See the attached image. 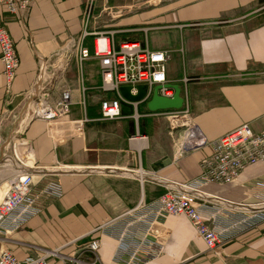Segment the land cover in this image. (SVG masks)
Masks as SVG:
<instances>
[{
  "label": "crops",
  "instance_id": "1",
  "mask_svg": "<svg viewBox=\"0 0 264 264\" xmlns=\"http://www.w3.org/2000/svg\"><path fill=\"white\" fill-rule=\"evenodd\" d=\"M88 5L89 0H36L23 17L0 6L20 59L10 88L0 60V120L4 112L10 114L2 130L0 171L13 159L15 135L31 148L28 154L23 149L21 157L44 172L37 176V190L57 176L64 191L60 199L42 198L40 214L13 234L0 236L6 238L0 247L4 244L22 262L58 251L60 256L50 257L48 264H125L115 258L121 231L132 219L126 214L158 201L169 188L198 180L201 162L213 153L206 147L179 154L180 131L171 130L169 111L149 112V100L123 102L119 119L102 120L96 59L74 66L67 76L76 103L72 120L82 116L79 102L87 89L90 121L83 136L51 137L45 121L26 116L28 92L39 75L38 57L49 58L81 36ZM88 30L114 32L116 45L133 41L169 52L168 82L182 88V111H189L208 141L214 143L242 124L264 130V0H95ZM260 182L264 162L248 167L231 184L205 185L204 192L223 201L203 204L202 210L207 217L215 209L244 211L239 205L264 199ZM153 228L163 253L148 264H264V221L215 251L208 250L185 216L161 214ZM93 239L101 243L96 263L87 247Z\"/></svg>",
  "mask_w": 264,
  "mask_h": 264
},
{
  "label": "built area",
  "instance_id": "2",
  "mask_svg": "<svg viewBox=\"0 0 264 264\" xmlns=\"http://www.w3.org/2000/svg\"><path fill=\"white\" fill-rule=\"evenodd\" d=\"M36 0H0V6L14 16L23 17L24 13ZM95 0H89L83 19L81 36L70 39L68 44L49 58L38 57L39 75L34 86L28 92L30 103L26 116L32 120H42L47 123V131L51 137L83 136L84 126L89 122L87 116L86 88L84 97L79 102L82 116L72 120L71 114L76 105L72 89L67 83L71 69L80 68L86 62L96 59L99 64L101 84L98 90V104L102 120L113 121L122 115V103L126 102L120 93L122 86L147 85L150 97L151 89L156 85L169 84L167 67L171 56L167 51H152L143 48L138 42L127 41L119 45L115 43V33L89 32ZM92 36L91 46L86 44ZM0 60L3 64V76L7 87L15 81L20 59L14 41L4 27L0 17ZM160 94L171 98L173 89L162 88ZM183 109V108H182ZM169 111L166 113L172 119V131H180L176 140L179 154L197 151L211 147L213 153L201 162V174L195 182L167 189L160 199L151 205L140 204L129 211L126 216L132 219L125 223L120 235V248L115 258L116 262L125 264H148L163 253V244L153 228L157 217L185 216L194 227L198 237L204 240L209 251H215L238 235L256 228L264 221V199L258 203L239 205L244 211L235 209L227 213L213 210L209 217L202 210L206 203H222L218 196L202 190L205 185H227L235 182L250 166L264 162V130L255 132L249 124H242L237 129L212 143L192 122L189 111ZM10 114L6 111L0 120V147L5 142L2 130ZM13 156L16 151L25 149L30 153L27 141L15 135L11 138ZM24 153V154H25ZM19 172L10 180V189L0 202V236L7 237L26 225L33 217L41 213L42 198L60 199L64 195L61 181L57 176L48 180L40 190H37V176L44 174L43 170L28 167L23 159H16ZM30 169L27 173L22 169ZM39 180V182H41ZM264 190V183L257 184ZM201 202L197 206L196 202ZM204 204V205H203ZM233 206V205H231ZM6 238L1 239L0 243ZM88 250L98 261L101 248L100 240L93 239L87 243ZM60 253L48 252L29 262L20 261L10 250L0 247V264H48L50 257H58ZM73 260V259H72ZM79 264H83L75 260Z\"/></svg>",
  "mask_w": 264,
  "mask_h": 264
},
{
  "label": "water",
  "instance_id": "3",
  "mask_svg": "<svg viewBox=\"0 0 264 264\" xmlns=\"http://www.w3.org/2000/svg\"><path fill=\"white\" fill-rule=\"evenodd\" d=\"M162 88L173 89L174 95L171 98L164 97L160 94ZM122 86L120 93L124 100L129 103H141L148 101L147 109L151 113L166 112V111H180L185 104V99L181 96L182 88L179 85L166 84L156 85L151 89L150 97L147 98L149 87L147 85Z\"/></svg>",
  "mask_w": 264,
  "mask_h": 264
},
{
  "label": "bare ground",
  "instance_id": "4",
  "mask_svg": "<svg viewBox=\"0 0 264 264\" xmlns=\"http://www.w3.org/2000/svg\"><path fill=\"white\" fill-rule=\"evenodd\" d=\"M7 157V156H6ZM5 158V157H4ZM16 159H23L24 160V158L23 157H21V153L19 152V151H16V156L14 157L13 156V161L11 160V162L10 163H6L7 164V169L6 170H3V171H0V177L2 176V178H3V176H5L7 173H8V175H7V178L5 179V181H4V186L2 187V189L0 188V202L2 201V199L5 197V195L7 194V192L9 191V189H10V182L11 181H9V180H12L11 178L14 176V175H16V174H18V173H20L19 171L17 172V168H16ZM8 161V160H7ZM24 163L28 166V167H32V166H29L28 165V163L27 162H25V160H24ZM15 165V166H14ZM6 166V165H5ZM10 170V171H9ZM4 179V178H3ZM3 183V182H2ZM1 184V183H0ZM1 186V185H0Z\"/></svg>",
  "mask_w": 264,
  "mask_h": 264
},
{
  "label": "rangeland",
  "instance_id": "5",
  "mask_svg": "<svg viewBox=\"0 0 264 264\" xmlns=\"http://www.w3.org/2000/svg\"><path fill=\"white\" fill-rule=\"evenodd\" d=\"M144 1H145V0H136L137 3H141V4L144 3ZM118 40H119V39H117V42H118ZM91 42H92V40H90V41L87 43V45H88V46H89V45L91 46ZM118 44H119V43H118ZM2 170H3V169H2ZM7 175H8V173H7L5 176H7ZM3 178H4V176H3ZM3 178H2V176L0 177V179H1V182H0V183H1L0 185H1V186H0V188H1V189H2V187L4 186V181H5V179H6V178H4V179H3ZM2 182H3V183H2Z\"/></svg>",
  "mask_w": 264,
  "mask_h": 264
}]
</instances>
